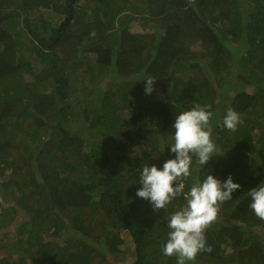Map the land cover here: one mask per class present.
Masks as SVG:
<instances>
[{
    "label": "trees",
    "instance_id": "obj_1",
    "mask_svg": "<svg viewBox=\"0 0 264 264\" xmlns=\"http://www.w3.org/2000/svg\"><path fill=\"white\" fill-rule=\"evenodd\" d=\"M197 104L220 151L193 163L185 192L209 174L241 188L195 264H264L246 197L264 183V0H0V264H177L161 248L184 197L156 212L136 193L143 166L175 158V117ZM229 108L235 131L221 127ZM18 210L28 219L5 242Z\"/></svg>",
    "mask_w": 264,
    "mask_h": 264
},
{
    "label": "clouds",
    "instance_id": "obj_2",
    "mask_svg": "<svg viewBox=\"0 0 264 264\" xmlns=\"http://www.w3.org/2000/svg\"><path fill=\"white\" fill-rule=\"evenodd\" d=\"M144 81L145 94H152L156 80L149 77ZM210 108L211 105L197 104L176 115L174 143L169 147L175 158L167 160L162 169L145 165L140 174L142 187L136 195L149 201L154 211L166 212L167 206L180 196L186 201L179 210L166 217L169 231L167 242L161 248L162 254L175 257L177 264H195L198 254L211 251L205 230L217 220L221 205L233 199V193L241 188L233 182L231 175L221 181L209 174L203 182L197 179L185 192L184 181L191 177L193 163L206 166L220 151L213 140ZM240 123L239 113L229 108L221 127L235 131ZM246 197L250 198L252 212L264 220V183L246 193Z\"/></svg>",
    "mask_w": 264,
    "mask_h": 264
},
{
    "label": "rangeland",
    "instance_id": "obj_3",
    "mask_svg": "<svg viewBox=\"0 0 264 264\" xmlns=\"http://www.w3.org/2000/svg\"><path fill=\"white\" fill-rule=\"evenodd\" d=\"M191 1H193V0H191ZM146 29V28H145ZM134 30L136 31V32H143L142 31V28H141V25H139L138 24V26L135 24L134 25ZM94 77L95 76H87L86 78H81L80 80H83V81H85V84L87 85V86H89L90 87V89L92 88V87H94L95 86V84H97V80H98V76L97 77H95V79H94ZM106 78H104L102 81H101V83H100V86L101 87H103V88H105L106 86H107V84H108V80L106 81L105 80ZM247 119V118H246ZM250 119H252L250 116H249V120ZM249 123H251L250 121H249ZM1 186H0V195H1ZM2 200H3V202H5V200H4V198H2ZM17 215H16V222H15V224L11 227V228H9V230L13 233L12 234V236L10 237V239H7V238H5V237H3L2 236V238L1 239H3V238H5V242L8 240V242H9V240H10V242L9 243H12V242H14V240H13V235L14 234H17V232H16V229H18L19 228V225H21V224H23V222H25L28 218L27 217H25V215L23 214V213H21V211H19L18 210V212L16 213ZM219 219V218H218ZM220 220V219H219ZM2 232H4V231H0V235L2 234ZM75 235V233H73V232H71V231H68L67 233H65V234H63L62 236H60L59 238H57L56 239V241H59L60 243H61V245H63L65 242H67L68 241V239L70 238V237H73ZM122 239L123 240H120V241H118L116 244H117V247H119L118 249L119 250H121V251H126V250H129V249H131L133 246H132V242H131V239H130V237H128V236H126V235H123L122 236ZM14 253L17 255V252H15L14 251ZM6 255V252H4V251H1L0 250V257H2V256H5ZM115 255H116V253H115ZM121 255V254H120ZM120 255H118V257H122V256H120ZM111 257V259L115 262V260H114V256H110ZM118 257H116V260L118 259ZM121 259V258H120ZM122 260V259H121ZM120 260V261H121Z\"/></svg>",
    "mask_w": 264,
    "mask_h": 264
}]
</instances>
